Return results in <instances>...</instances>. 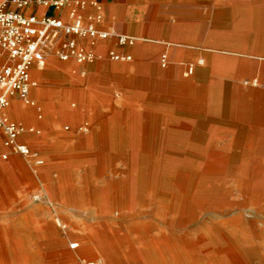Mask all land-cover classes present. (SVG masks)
<instances>
[{"label":"rangeland","instance_id":"1","mask_svg":"<svg viewBox=\"0 0 264 264\" xmlns=\"http://www.w3.org/2000/svg\"><path fill=\"white\" fill-rule=\"evenodd\" d=\"M77 1L81 0H73V3ZM74 5L71 4L69 7ZM98 7L101 8L100 12L104 19V10L99 4L96 7L86 2L85 9H79L78 12L85 16L94 15L99 12ZM127 8L128 16H136L138 23L133 25L135 32L127 28V31L120 36H130L136 40L133 45L125 48V55L131 56V60L110 59L112 64H122L124 68L121 82L111 81L109 119L101 125L100 129L96 128V123L93 124V129L89 124L87 134L90 136L88 137L76 136L78 132L74 133L70 130V134L48 135V138H43L38 142L34 138L32 143L37 142L35 145L19 143L20 137H29V139L31 136L40 137L36 126L31 125L25 133L18 136L15 144L10 146L15 156L8 154V159L4 160V153H0V161L5 162H10L16 156H23L26 166L23 172L24 178H27L28 171H31L33 181L38 182L40 186L39 189L33 190L31 196H26L25 185L30 180H25L21 182L24 184L21 185L23 192L17 195L12 185L19 183L17 180L22 176L19 170L10 173L11 178L9 179L12 182L0 183V194L8 192L6 196L1 197L0 195V200H15L17 201L15 204H23L22 208L30 206V213L22 215V218L34 222L35 230L41 234L43 239V242L28 239V247L33 255L38 253L37 248L45 249L44 254L54 248L55 237L46 235L49 223L63 232H70L74 224L98 226L99 222L104 221L100 219L101 215H98L96 211L95 201L101 199L98 193L105 192L107 184L115 183L119 179L117 171L123 169L122 162L115 155L98 154L97 156L96 154L92 157H75L73 160L76 161L77 158L78 163L94 160V170L88 175V172L82 170L62 173V167L68 165L67 161L62 159V155L109 151L103 147L88 145L93 136L109 134L106 131L109 123L114 125L117 123L119 127L124 128V122L130 119L141 118L145 122H154L144 125V131L139 134L141 137L127 141L125 154H129L128 156L132 159V154L137 153L135 164L138 168L149 164L154 166V170L161 165L164 169L182 166L193 172L204 171L207 166V155L220 157L230 155L238 139L247 143L248 147L235 151L245 149L253 152L255 162L264 164V125L261 123L252 125L250 120H242L236 115L220 113L217 110L219 106L213 100L216 87L221 81L227 83L232 89L240 86L244 93H249L251 90L257 94L264 92V0H180L174 3H163L160 0H136ZM170 10H176L177 14H169V21L173 24H182L183 28H188V30L182 28L165 37L151 35L147 28L148 25L154 22H166L165 13ZM108 22L110 23L107 28L110 29L114 21ZM119 37L114 40L115 42L109 37L105 44L110 47L114 46L112 44H119ZM111 51L115 50L111 47ZM154 65L157 66L156 69ZM125 77H132L131 85L127 84ZM175 77L186 80L194 79L196 81L194 92L188 89H172L171 83ZM136 82H141L142 85L151 82L155 87L168 88L161 92H154V88L133 91L131 88L136 86ZM205 91L207 98L199 97V94ZM133 96L142 101H149L152 106H141L127 112V107L134 104ZM241 97L243 96L240 95L239 99ZM31 100L30 105L22 100L17 105L11 104L6 112L15 121L17 119L15 107L19 106L27 111L26 114L31 119H38V100L34 96H31ZM240 104L242 102H239ZM245 104L247 105L246 111L249 112L250 103L247 101ZM254 104L258 108V120L263 122L264 105L259 106L257 102ZM78 105V100L70 102L72 110H78ZM87 110L89 112L86 116L90 120L93 112L90 107ZM107 111L109 112V109ZM251 126L256 127V133L250 128ZM33 129L34 132H31L30 130ZM128 134H133V132H128ZM42 136L44 134H41ZM19 145H25L29 153L23 154L18 151L17 146ZM48 148H53L57 153L44 154ZM18 158L22 164L20 157H16L15 160ZM143 159H150L151 163L145 165L142 162ZM38 161H42V164L38 165ZM89 166L87 163L84 168L87 169ZM42 170L46 176L40 173ZM159 173L167 176L165 171L161 170ZM60 180L62 201H58V198L53 200L50 194L54 195L55 192L48 188L49 186L55 188ZM93 194L95 195V201H92L94 205L91 202ZM237 196L238 194L233 195L229 199L230 203L228 199H223L228 201L227 205L218 204L215 199L200 198L198 206L203 214L195 220L188 221L186 226L172 230L174 237L169 236L167 228L169 225L162 224L159 216L154 213V240H163L164 243L161 247L162 252L158 251L157 257H154L160 261H154V264H264V212H256L251 207L240 210L237 201L241 199ZM170 197L179 198L180 193L175 191L170 194ZM34 198L36 200H33ZM111 220L118 223L117 230L114 231L119 232L118 239L108 243L111 261H114V264H146L140 257L141 250L139 244H136L135 235L126 228L130 223L118 215ZM18 221L20 220H0V224H4L11 233V236L6 238L8 247L13 245L18 238L16 234ZM256 221L261 222L258 224ZM234 222L237 224L230 225ZM156 226L164 231L156 229ZM232 232L236 235L235 239L241 241L238 247L239 255L236 258H230L226 253L228 248L226 234H232ZM107 234L110 235V231ZM165 235L169 238L166 239ZM107 238L110 239L111 236ZM68 241L73 242L71 239ZM72 252L76 260L70 264L110 263L97 249L94 247L89 249V245L86 250L73 249ZM55 264L69 263L59 260Z\"/></svg>","mask_w":264,"mask_h":264},{"label":"crops","instance_id":"2","mask_svg":"<svg viewBox=\"0 0 264 264\" xmlns=\"http://www.w3.org/2000/svg\"><path fill=\"white\" fill-rule=\"evenodd\" d=\"M87 3H97L102 6L104 10V21L99 25V28L110 31L112 34L110 36L111 40L114 41L120 35L124 34L129 28L130 31L135 32L136 29L133 25L137 24L138 18L136 16H128L127 7L130 3H135L136 0H81ZM161 2H179L180 0H160ZM1 3V0H0ZM70 6V5H69ZM66 7L62 10H57L54 7H44L42 5L31 4L27 8L23 9L22 12L26 15H36L38 17H55L62 19L66 22H70L68 17V10L70 7ZM14 9V7H10ZM71 9V8H70ZM169 14L176 15V10L166 11L165 20L166 22H160L148 25V29L150 30V34L154 35V37L168 36L170 33H175L183 28L182 24L176 23L173 24L169 21ZM106 19V20H105ZM114 21L112 24V28L108 29L107 25L110 23L108 21ZM108 23H107V22ZM188 30V28H183ZM65 40V38H64ZM106 40H97L93 43L88 41L87 49L95 54V59L93 61H87L84 63H79L75 59H70L64 61L60 59L57 55L50 54L47 56L45 60L44 67H40L35 65L32 69V78L37 82V86L32 89L31 96H34L38 100L39 104V118L31 119L19 106L15 107L16 118L15 123L22 126L26 131L29 126H36L38 129V134L40 137L31 136L29 137H20L19 143H26L35 145L38 140L48 138V135L56 136L59 133L70 134V130L74 133L78 132L77 135L81 136H90L88 133V126L91 125L90 128L93 129V124H97V129L101 128L108 119L110 115V91H111V81L117 80L119 83L123 77V65L115 64L110 62V53L111 47L113 50L118 52L119 54H125V47L121 45L112 44L114 46L105 44ZM115 42V41H114ZM93 44V45H92ZM211 63V61H209ZM156 65L154 68L156 69ZM125 81L127 84H132V77H125ZM136 86L134 85L131 90H148L154 88V92L166 91L168 87L162 86H154L151 82H146V84L142 85L141 82H136ZM171 88L177 89H188L190 92H194V88L196 87V81L194 79H183L180 77H175L172 79ZM242 95L243 98L248 100L250 109L249 112L246 111L247 107L244 105H239V96ZM207 92L199 94V97L205 99L207 98ZM77 97V99H76ZM134 100L130 106L127 107L128 110L132 111L136 108L148 106L151 107V103L149 101H142L141 99L133 96ZM22 99L19 96H14L11 99V104L17 105L19 101ZM72 100H78V110H72L70 108V102ZM213 100L219 106L217 110L220 113L236 115L240 117L242 120H250L251 124L261 123L264 125V121L260 122L258 120V112L256 105L263 106L264 105V92L261 94L258 92L255 93L254 90H251L249 93H244L240 86H235L234 89L228 87L227 83L224 81L219 82L216 87V91L213 95ZM10 104V106H11ZM241 106V108L239 107ZM255 106V109H254ZM90 107L92 110L93 117L89 120L86 116L88 114L87 108ZM245 108V109H244ZM109 109V112L107 111ZM240 109V111H239ZM241 110H245L242 112ZM31 113V111H28ZM5 114L11 119V115L5 111ZM142 115V114H139ZM12 120V119H11ZM13 121V120H12ZM248 122V121H247ZM137 123V124H136ZM153 124L154 122L148 121L145 122L143 119L139 118L137 120H126L124 122V128L112 123H109V126L106 128L108 131V135L106 136H93L88 145L91 147H103L109 149L106 152H91V153H66L62 155V159L67 161L68 165L62 167V173L71 172L73 170H82L88 172L87 175L94 170L93 162L90 160L78 163V159L75 157H92L96 154L108 155L109 153L113 154H125L127 150V141L134 140L136 138L141 137L139 134L144 131L145 124ZM141 127V128H139ZM252 130L257 132L256 127L251 126ZM190 129V128H189ZM264 130V128H263ZM24 131L23 133H25ZM34 132L33 130H30ZM93 132V131H92ZM128 132L133 134H128ZM41 134L44 136L41 137ZM137 134V135H136ZM124 135V136H123ZM20 136V135H19ZM123 136V137H122ZM137 136V137H136ZM67 137V136H66ZM120 137V138H119ZM144 137V136H142ZM37 139L36 143H32V139ZM7 133L0 129V153H4V160L8 159V154L11 156H15L12 148L7 145ZM125 139V140H124ZM120 141V142H119ZM122 141V142H121ZM125 142V143H124ZM110 144V145H109ZM121 145V146H120ZM121 148V150H120ZM120 150V151H119ZM123 150V151H122ZM9 152V153H8ZM59 152V151H58ZM57 153L53 150V148H48L44 152V154H54ZM126 155V154H125ZM1 157V156H0ZM16 157H20L22 159V164L20 159H16ZM14 157L10 162L0 161V183L8 184L12 182L10 173L12 171L19 170L20 175L22 176L18 178L17 182L12 185V189L16 194H20L21 192V182L25 180H30L28 184L25 185L24 193L26 196H31L33 190L39 189V183L33 181V174L31 171H28L27 178H24L23 172L26 169L24 164V157L19 155ZM74 157V158H72ZM74 159V160H73ZM89 163V168L85 169V164ZM37 164H42V161H38ZM20 165V167H19ZM40 173L46 176L44 170ZM82 182V181H81ZM1 186V185H0ZM50 191H54L51 195L53 200L58 198V201H62V183L60 182L56 185L55 188L53 186H49ZM1 197L8 195V192H4L0 194ZM33 200H36L35 198ZM17 201L13 200H0V220L6 219H21L26 213H30V206L27 205L22 208L23 204L17 205L15 204ZM16 208L18 210L16 211ZM28 209V210H27Z\"/></svg>","mask_w":264,"mask_h":264},{"label":"bare ground","instance_id":"3","mask_svg":"<svg viewBox=\"0 0 264 264\" xmlns=\"http://www.w3.org/2000/svg\"><path fill=\"white\" fill-rule=\"evenodd\" d=\"M125 37L127 38L125 48L134 44L136 38ZM131 39L133 44L129 43ZM239 100L242 102L240 105L247 107L245 102L248 100L246 98L241 97ZM241 111L245 113V110ZM243 147H248V144L238 139L233 147L235 149L230 155L224 157L207 155L206 168L204 171L198 172H193L182 166L174 169H164L161 165L154 170V166L148 164L151 163L150 159H143L142 162L148 165L138 168L135 164L137 153L132 154V159L128 156L129 154L109 153L108 155L117 156L116 158L123 164V169L117 171L119 179L115 183L107 184L105 192L98 193L101 199L95 201V195H92L91 202L93 200L96 202V211L98 215H101L100 219H104V221L99 222L98 226L74 224L71 226L70 232H63L49 223L47 224L48 234L46 235L55 237V240H53L55 241L54 248L45 254V249L37 248L38 253L34 255L31 254L32 250L28 247V239L43 242L41 234L34 228V222L27 218L19 219L20 221L16 224L18 225L16 227L18 238L9 247L6 244V238L11 236V233L4 224H0V264H55L59 260H64L65 263L70 264L76 260L72 250H86L88 245L89 249L94 247L106 257L110 262L109 264H114L109 256L111 254L108 251V243L112 240L113 242L116 241L119 237V232L114 231L117 230L118 223L111 220L117 215L130 223L126 228L135 235L136 244L140 246L142 260L146 264H154V261H160V259L154 257H157L158 251H161V247L164 246L163 240H154V213L159 216L162 224L169 225L167 228L170 237L175 236L172 235V230L186 226L188 221L195 220L203 214L198 206L200 198L215 199L216 203L227 205L229 199L238 194V199H241L237 201L240 210L251 207L256 212L263 213L264 164L255 162V153L253 152L245 149L238 150L239 152L235 151ZM161 170L167 173L166 177L159 173ZM175 191L180 193V197H172V199L170 194ZM223 199H228V201ZM92 203L94 205V202ZM154 207H156L155 210ZM236 224L234 222L230 225ZM155 228L164 231L161 227L156 226ZM108 231H110V235L107 234ZM131 233H129L130 236ZM108 236H111V238L108 239ZM169 236L165 235L164 237L167 239ZM235 236L234 232L226 234L228 245L226 253L230 258H236L239 255L238 247L241 241L236 240ZM68 239L73 240V242H69ZM91 256L94 257V255ZM256 262L258 261L256 260Z\"/></svg>","mask_w":264,"mask_h":264},{"label":"built area","instance_id":"4","mask_svg":"<svg viewBox=\"0 0 264 264\" xmlns=\"http://www.w3.org/2000/svg\"><path fill=\"white\" fill-rule=\"evenodd\" d=\"M31 4L57 10L75 5L68 12L70 22H66L50 16L24 14L22 10ZM85 7L86 2L73 3V0H3L0 3V129L7 133L8 146L14 145L25 129L12 121L5 111L14 96H19L27 105L32 103L31 91L37 86L32 78L33 67H44L50 54L64 61H93L95 54L87 49L88 41L94 44L111 36L110 31L99 28L104 21L101 8L98 7L99 12L94 15L79 14L78 10ZM119 38V44L126 45L127 38ZM129 43L133 44L132 39ZM110 56L116 61L132 59L115 51H111ZM17 150L23 154L29 152L25 145L17 146Z\"/></svg>","mask_w":264,"mask_h":264}]
</instances>
